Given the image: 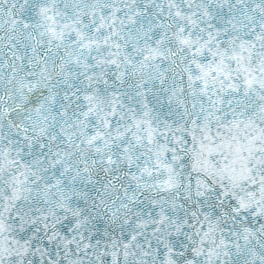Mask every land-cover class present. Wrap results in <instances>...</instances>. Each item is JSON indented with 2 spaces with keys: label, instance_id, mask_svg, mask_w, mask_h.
Returning <instances> with one entry per match:
<instances>
[{
  "label": "snow or ice",
  "instance_id": "1",
  "mask_svg": "<svg viewBox=\"0 0 264 264\" xmlns=\"http://www.w3.org/2000/svg\"><path fill=\"white\" fill-rule=\"evenodd\" d=\"M0 264H264V0H0Z\"/></svg>",
  "mask_w": 264,
  "mask_h": 264
}]
</instances>
